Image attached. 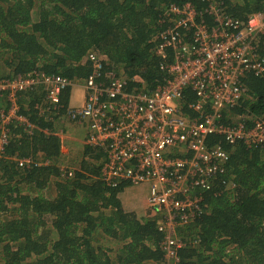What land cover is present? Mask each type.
<instances>
[{
    "label": "trees",
    "instance_id": "trees-1",
    "mask_svg": "<svg viewBox=\"0 0 264 264\" xmlns=\"http://www.w3.org/2000/svg\"><path fill=\"white\" fill-rule=\"evenodd\" d=\"M208 1L0 0V79L42 72L83 84L92 70L84 59L94 51L105 57L101 79L110 74L132 90L140 76L152 91L168 79L164 67L172 61L170 46L159 51V35L170 26L165 11L185 3L203 11ZM213 1L242 22L264 13V0ZM242 83L244 95L228 117L264 120V73ZM70 95L64 90L58 111L45 109L41 86L18 97L32 127L12 124L7 158L0 159V264H161L164 215L148 207L150 215L140 218L124 209L120 195L134 186L101 181L103 149L84 145L78 158L64 156L55 124L68 120ZM194 100L186 90L184 114L192 115L187 105ZM217 142L229 152L225 173L202 193V215L176 229L179 262L264 264V148L230 146L217 136L208 141ZM37 157L48 164L20 169L12 159ZM65 163L74 168L69 179L60 178ZM51 183L54 194H47Z\"/></svg>",
    "mask_w": 264,
    "mask_h": 264
},
{
    "label": "built area",
    "instance_id": "built-area-1",
    "mask_svg": "<svg viewBox=\"0 0 264 264\" xmlns=\"http://www.w3.org/2000/svg\"><path fill=\"white\" fill-rule=\"evenodd\" d=\"M165 14L170 26L159 35L163 42L159 51L170 46L172 61L164 67L168 79L152 91L144 90L140 76L133 77L139 88L132 90L110 74L103 75L107 82L101 79L105 57L94 51L84 59L92 70L83 84L42 72L0 79V159L7 158L12 124L25 130L32 127L20 114L21 93L41 86L45 109L58 111L64 90L82 86V105L68 107L66 116L85 121V145L104 150L98 177L108 187L122 183L148 187V207L164 215L158 229L164 234L160 263L181 264L183 245L176 229L202 215L201 195L225 173L229 158L221 143L209 144V139L217 136L227 145L242 144L248 150L264 148L263 119L228 117L244 95L243 79L264 73L259 52L264 13L250 14L242 22L209 0L203 11L185 3L169 6ZM186 90L195 97L187 105L192 115L184 114L180 105ZM12 159L20 169L49 162L42 157ZM59 174L61 179L73 176L62 168Z\"/></svg>",
    "mask_w": 264,
    "mask_h": 264
},
{
    "label": "rangeland",
    "instance_id": "rangeland-1",
    "mask_svg": "<svg viewBox=\"0 0 264 264\" xmlns=\"http://www.w3.org/2000/svg\"><path fill=\"white\" fill-rule=\"evenodd\" d=\"M75 89H73V93L70 97V101L72 105H75L76 107H80L83 103V94H80L78 91L83 93L82 86H75ZM78 90V91H77ZM77 100H80L82 102L78 103ZM59 124H55V133L63 135L66 137V139L63 140L62 142V151L64 153V156L68 158V160L73 157V158H78L83 142L86 137V124L82 122H75L71 120H64L59 121ZM66 167H62V169H67L70 167L71 169L74 170L72 166L69 164H63ZM54 189L53 184L51 183L49 187L46 190L47 194L53 193L52 190ZM54 194V193H53ZM147 194H148V189L144 185H138L133 187L130 190H126L123 194L120 195L123 207L126 211H129L133 207V209L138 213V216H141L140 218L147 217L150 215L149 213V208L147 204ZM145 195V198L140 201L139 203H135L134 199L138 197H143ZM134 207L135 205H137ZM139 207V209H138ZM108 247L109 249H115L113 246V242H108L105 244V247Z\"/></svg>",
    "mask_w": 264,
    "mask_h": 264
},
{
    "label": "crops",
    "instance_id": "crops-1",
    "mask_svg": "<svg viewBox=\"0 0 264 264\" xmlns=\"http://www.w3.org/2000/svg\"><path fill=\"white\" fill-rule=\"evenodd\" d=\"M76 90V89H75ZM73 89H72V92L71 93H73ZM78 91V90H77ZM80 94H83V93H81L80 91H78ZM72 95V94H71ZM77 102L78 103H80V102H82V101H80V100H77ZM69 105L71 106L72 104H71V101L69 102ZM73 106V105H72ZM146 188L148 189V187L146 186ZM145 198V195L143 196V197H138V198H135L134 199V202L135 203H139L140 201H142L143 199ZM136 206H138V204L137 205H135L134 207H136ZM130 211H133V212H136L134 209H133V207L130 209Z\"/></svg>",
    "mask_w": 264,
    "mask_h": 264
},
{
    "label": "clouds",
    "instance_id": "clouds-1",
    "mask_svg": "<svg viewBox=\"0 0 264 264\" xmlns=\"http://www.w3.org/2000/svg\"><path fill=\"white\" fill-rule=\"evenodd\" d=\"M73 89H75V88H73ZM71 92H72V89H71ZM72 94V93H71ZM83 96H84V93H83ZM70 97H71V95H70ZM70 102V101H69ZM69 107L71 108V107H76L75 105H69ZM69 120H71V121H75V122H82V123H85V121H81V120H73V119H69ZM86 124V123H85ZM87 126V125H86ZM86 129H87V127H86ZM86 135H87V132H86ZM86 138V137H85ZM64 139H66V137H64L63 135H62V141L64 140ZM85 145V140H84V142H83V146ZM82 146V147H83ZM66 170H70V171H74L73 169H71V168H67ZM61 178V177H60ZM135 187V186H134ZM153 215H155L154 213H153Z\"/></svg>",
    "mask_w": 264,
    "mask_h": 264
}]
</instances>
